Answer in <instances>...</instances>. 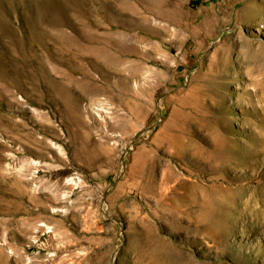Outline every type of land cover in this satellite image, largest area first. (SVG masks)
I'll return each instance as SVG.
<instances>
[{
	"label": "rangeland",
	"instance_id": "obj_1",
	"mask_svg": "<svg viewBox=\"0 0 264 264\" xmlns=\"http://www.w3.org/2000/svg\"><path fill=\"white\" fill-rule=\"evenodd\" d=\"M0 264H264V0H0Z\"/></svg>",
	"mask_w": 264,
	"mask_h": 264
}]
</instances>
